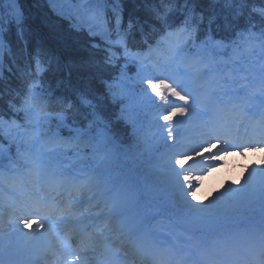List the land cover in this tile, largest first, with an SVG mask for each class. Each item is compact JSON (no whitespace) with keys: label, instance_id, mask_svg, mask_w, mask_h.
Listing matches in <instances>:
<instances>
[{"label":"snow or ice","instance_id":"6c2138e0","mask_svg":"<svg viewBox=\"0 0 264 264\" xmlns=\"http://www.w3.org/2000/svg\"><path fill=\"white\" fill-rule=\"evenodd\" d=\"M246 3L247 0H242ZM18 0H0V4L10 5L7 11H0V76L4 70V53L7 51L11 55L10 47L4 40V33L10 31L11 25L17 26V32L21 39H25L23 27V13L17 8ZM111 0H79L73 2L69 9L61 8L62 14L68 12L74 14L80 23L75 27H87L89 35H99L105 42L104 51L108 53L105 63L114 64L118 53L113 50L112 45H123V54L128 60L139 62L140 88L137 93L136 107L139 112H151L153 108L157 109L155 128L160 130L162 136L164 132L168 135L164 137V143L168 140H177V125L187 124L193 117L201 116L203 112L198 109L203 108L211 111H221L222 105L218 100L215 90H221L225 85L209 77L215 71L214 60L211 56L205 57L203 52L206 50L208 41L197 44L196 28L193 22V10L185 8V19L182 24L173 31H166L162 40L168 45V55L163 63L160 60L152 61L149 54H141L132 51L126 43L127 33L121 32L123 20L122 11L114 6L111 17L107 14V4ZM187 3V0H185ZM171 10L170 6H167ZM261 16L264 17V7L258 9ZM154 14L163 21L165 29H171L173 26L166 19L167 12L159 9L153 10ZM203 19V17L201 18ZM114 21V24H113ZM211 23V19L209 20ZM132 22L129 21V29ZM117 33V39H111L112 32ZM240 35H243L242 33ZM211 37H209V40ZM260 46L264 48V31L259 37ZM191 44L195 48L194 53L187 51V45ZM216 46L227 47L222 42H216ZM93 47H101L100 44L93 43ZM159 50V46L157 51ZM42 49H37L34 54L37 72H40V55ZM152 63L155 74L147 69V64ZM127 65L125 64L124 67ZM207 69V71H205ZM11 69H9L10 71ZM170 72V75L163 73ZM124 73H120L117 78L116 87H120V79ZM146 84V87L144 86ZM248 86V85H245ZM110 93L115 98L117 93L113 92V84L109 83ZM259 89L264 91V68L259 73ZM167 93V95H166ZM124 95L123 91L119 94ZM153 96L160 99L166 105L163 110L153 100ZM171 98H174V103ZM85 104H91L85 96H81ZM15 111L23 110L25 120L34 123L35 130L28 136L29 144L25 151V158L22 168L29 171L30 184L35 190L37 185L43 184L45 187H71L77 192L99 193L103 198V209L107 221L113 224V231L119 233V240L113 243L122 242L124 239L138 241H149L155 238L152 231V221L158 217H164L168 208L159 203L146 204L142 201L140 190L134 185L131 178L122 175L114 168V161L117 157V138L111 134L106 123L101 121L100 116L93 112V118L89 121V127H96V134L91 135L75 129L76 136L64 139L58 133L51 135L45 134L43 139L34 138L42 125L49 120V116L43 114V109L37 104L35 96L29 91L20 107L11 105ZM71 107V105H69ZM137 113V115L139 114ZM121 114L124 119L132 124L134 131L137 130V119L127 111V106L121 108ZM183 117L185 119H177ZM243 113H240L242 119ZM59 119L63 122L66 117L61 114ZM164 121L160 124L159 121ZM103 124V126H101ZM238 125L225 124L222 120H214L213 127L222 132L226 139L220 141H210L217 143V148L205 156H216L220 151H227L229 148H258L264 146V139L258 138L249 140L248 143H242L238 137L232 135V128ZM15 127L17 133L21 131L22 125L16 123L15 119H5L0 115V132L11 136V130ZM257 132L264 133V119L258 122ZM247 135V130L245 132ZM87 137L83 139V137ZM23 139L24 137H19ZM153 139L156 136L153 135ZM173 147V145H168ZM87 148L88 151L83 149ZM53 149H56L53 151ZM65 149H71L72 154ZM205 156H200L202 163ZM60 157H67L72 161L71 171L66 170L59 162ZM214 166L213 164L205 165ZM174 181L173 188L177 194L172 203L183 207V214L190 218L194 227H200L207 223H213L222 232V239L217 242V247L212 250V264H264V172L257 173V179L245 180L244 185L239 188L228 187L212 201L207 204L199 205L194 203L195 183L191 178H186L183 182ZM9 184L10 187H17L15 182L9 181L3 174H0V193H7L10 189L2 185ZM22 187V186H21ZM187 188V191H185ZM26 201H21L17 205L18 211L23 213L20 222L24 228L32 223L33 217L38 219L35 225L42 228L48 234L55 235L61 225L68 223L72 218H76L81 225L78 233V240H69L65 238V250L61 253L64 264H87L89 259L88 250L95 249L100 240L99 236H94L88 231L87 220L91 215L90 209L79 211L78 203L69 201L67 205L59 204L49 199L39 196L28 195ZM64 219H61V218ZM259 223L260 229L256 236L251 235L253 229L247 223L242 230L233 232L232 228H238L243 221ZM99 232V228L96 229ZM44 233H41L43 235ZM104 243L108 246V240ZM75 245V247H73ZM208 251V250H205ZM56 251L53 255H57ZM160 255L168 258L171 262V253L167 250H161ZM68 256L73 260L68 261ZM0 264L3 260L0 259Z\"/></svg>","mask_w":264,"mask_h":264},{"label":"trees","instance_id":"16d2710c","mask_svg":"<svg viewBox=\"0 0 264 264\" xmlns=\"http://www.w3.org/2000/svg\"><path fill=\"white\" fill-rule=\"evenodd\" d=\"M51 3L50 0H18L17 8L23 13L25 39L19 37L15 24L4 33L11 55L7 51L4 53V70L0 76V115L8 120L15 119L23 126L19 137L31 135L35 130L34 123L25 120L23 110L15 111L11 107L13 104L20 107L31 91L43 109V114L49 116V120L36 134L45 136L54 132L70 138L76 136L75 129L96 134V127H89L95 112L117 138L119 158L114 165L115 169L119 168L122 175L131 178L144 192L158 185V182L165 185L169 183V186L174 184L152 165L156 151L164 145L163 135H155L154 140V134L150 132V128H154V108L151 112H139L136 107L137 98L133 100L131 97V86L140 88L137 76L141 70L139 62L127 65L123 45L114 44L113 50L118 53L115 63H105L108 53L104 51L105 42L101 37L89 35L86 27H75L78 22L67 13L56 12ZM9 7L0 4V11H7ZM113 7H106L109 17ZM117 7L123 15L121 32L127 33V46L134 52L148 51L156 54L153 47L162 46V37L166 31L182 24L185 8L193 10L196 42L214 41L227 45L223 48L229 51L227 56L230 64L236 63L233 62L232 52L235 50L242 54L252 41L249 38L244 41L246 36L252 34V37H256L264 31V17L258 11L264 7V0H247L246 3L242 0H187V3L185 0H120ZM137 7L141 11L140 16L134 12ZM154 9L167 12L166 19L173 26L171 29L164 28L163 21L154 14ZM129 21L132 22L131 29ZM209 37L212 38L209 40ZM111 39H117L115 31ZM94 42L101 47H93ZM37 49L43 50L40 55V72L36 70L34 59ZM221 53L223 55L225 52ZM237 56L241 58L242 64L245 63L242 56ZM150 68L152 65H147L148 71L155 74ZM121 72L124 76L119 81L120 87H116ZM109 83L113 84L112 91L117 93L115 98L109 91ZM121 91L124 93L122 97L119 95ZM82 95L91 104L83 103ZM152 98L156 104L160 103L155 96ZM124 106L136 117L137 124H143L142 131L138 128L134 131L132 124L124 119L121 114ZM61 114L66 117L63 122L59 119ZM28 144L25 137L7 139L0 133V164L9 170L15 167L23 169ZM83 150L88 151L87 148ZM65 151L71 156V149ZM59 160L62 164L72 162L67 157H60ZM164 187L161 185L162 189Z\"/></svg>","mask_w":264,"mask_h":264},{"label":"rangeland","instance_id":"374dc122","mask_svg":"<svg viewBox=\"0 0 264 264\" xmlns=\"http://www.w3.org/2000/svg\"><path fill=\"white\" fill-rule=\"evenodd\" d=\"M50 1L52 3H55L57 9H61V8L69 9L73 2H79V0H50ZM65 13H68V12H65ZM72 15L75 17L74 14H72ZM170 74H171L170 72H167V75H170ZM209 80L211 81L212 78H209ZM247 91H248V89L245 90V92H247ZM258 91H259L258 93H260L261 98H263V101H264V91H261L259 89V86H258ZM131 97L133 100H135L134 98H137V95L133 96V94L131 93ZM220 97H222V99H220V100H221V102H223L225 104V107L228 105L229 101H232V100L237 101L235 95L233 94L232 82H228V84L222 90ZM198 111L203 112V114L201 116L193 117L194 120L196 121L195 124H200V126L205 125V128H206L208 118H209L207 114L210 113V110H205L203 108H200V109H198ZM13 129H15V128L13 127ZM200 131L201 132L190 131L187 134L193 135L195 133H199L198 135H200L202 133L205 134L207 132L204 130L203 131L200 130ZM211 147L217 148V143H215V142L211 143ZM208 150H210L208 147L202 146L201 148H199V150H196L195 152L197 154L199 153V154L205 156L206 153H209V152H207ZM253 151H254L253 154H249V155H253V156H257V157L259 155L260 156V167H264V153H263L264 151L261 149H257V148H254ZM210 152H212V151H210ZM220 152H222V151H220ZM220 152L216 156H210V157L205 156V159L208 158L206 163L212 162L215 165L217 164L215 168L220 167L222 165H225V168H226L227 164H229L228 160H232L234 158L228 159V157L230 156V155H228V153H220ZM242 155L243 156H241L240 158L239 157L237 158V156H236L234 159V160L238 159L240 166L231 169V171H230L231 176L226 178L229 187H231V186L233 187L234 183H236V185H241V184L244 185L245 180L250 179V176L252 177L253 175H256L258 173V171H263L261 168H259V169L255 168V169L250 170L251 168L248 165L250 164L249 158L252 156H249L248 154H242ZM205 159H204V161H205ZM232 162L236 163V161H232ZM236 176H239L240 178H239L238 182H233L232 177H236ZM203 178L204 177L201 178L200 176H197L195 179L192 178V182H194L196 184L195 189H197L199 184L203 182L202 181ZM32 179H35V178L33 177ZM4 185L6 186V188H9V186L7 184H4ZM201 186H202V184H201ZM45 188L48 190L59 189L58 186L57 187H45L43 184H39V185H37V189H36L39 197H43L45 195V193L43 191ZM62 192H67V188L62 189ZM196 192H197V190H196ZM82 193L84 196H82V198L79 200V202L76 201L78 203L79 211L81 213L84 211V209H93V207L97 204L96 202H93L96 200V198H93L95 196L94 193L85 192L83 190H82ZM202 195H204V194H202ZM202 198L203 197H201L202 204H200V205L207 204L210 201H212V200H204ZM10 199H11V197H8L5 204H2V210L0 211V241H1V245L9 246L10 251L15 252V251H18L19 249L31 247V246L39 244V243H41L42 245H44L46 247L49 244L50 245L53 244L54 240L60 239L59 233L61 232V230H59V228L57 229L55 235L48 234L47 232H45L44 229L37 228L35 226L36 224L28 225L27 228H24L23 223L20 222V217H21V215H23L22 213H21V215H17L15 218H13L11 216V214L14 215L16 213H14L15 210H12L14 205ZM70 200L73 201L71 197L69 198V201ZM86 200H87V202H86ZM94 212L95 211H91V215H90L89 219L87 220L89 227L92 224L93 225L91 227L96 226L98 224H101L100 222H102L101 219L103 216H101L99 218H95L94 216L96 214H94ZM61 219H64V218L62 217ZM61 226H67V227L80 226L81 227V225L79 224V222L77 221V219L75 217L72 218L68 223L63 224ZM100 227H101V225H100ZM100 227H98V228H100ZM160 227L163 228L162 230H163V233L165 234V237L169 236L173 239V241H177L180 239L184 240L185 236L187 237V235H185L183 231L176 229L175 227H173L168 222H162V223L160 222L155 226V228H157V229ZM101 228L103 229L102 230L103 233H101L99 235L101 242H98V243H100V244H98V245H100L98 247V249L103 248V250H104V246H106L104 243L105 238H107V240H108V245H111V243L113 242L112 238L116 234H113V232L109 233L108 227H107V229H104V228H106L105 226H102ZM26 231L28 233H25ZM41 233H44V234L41 235ZM12 236H15L16 239L12 240ZM66 237L69 240H70V238L75 239V237H73L69 234L68 235H64V233L61 234V238H66ZM109 237H111V238H109ZM187 238H188V240H187ZM187 238H185V239L187 241H189L190 238L189 237H187ZM24 239H25V241L23 242ZM218 241L219 240L217 239L214 243L216 244ZM214 243H213V245H215ZM6 249L8 250V248H6ZM201 251L198 249V252H197L198 257L202 256ZM42 253L45 256L49 255L43 251H42Z\"/></svg>","mask_w":264,"mask_h":264},{"label":"bare ground","instance_id":"6f19581e","mask_svg":"<svg viewBox=\"0 0 264 264\" xmlns=\"http://www.w3.org/2000/svg\"><path fill=\"white\" fill-rule=\"evenodd\" d=\"M138 8L139 7H137V9L134 12L140 16L141 11ZM140 18L141 17H139V19ZM239 178H240L239 176L232 177V180L233 182H238ZM234 186H237L236 183H234ZM42 249L43 248L41 247V244H38L32 247H27L19 251L18 253H16V255L11 257L10 260L8 261L11 264H38V262L40 263L45 262V264H53V259H50L52 256H48L47 259L45 258L40 259V256H41L40 253ZM46 249L52 250V252L54 251V249L50 245Z\"/></svg>","mask_w":264,"mask_h":264}]
</instances>
